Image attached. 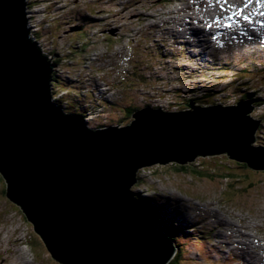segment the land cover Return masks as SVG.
I'll use <instances>...</instances> for the list:
<instances>
[{
    "label": "rangeland",
    "instance_id": "374dc122",
    "mask_svg": "<svg viewBox=\"0 0 264 264\" xmlns=\"http://www.w3.org/2000/svg\"><path fill=\"white\" fill-rule=\"evenodd\" d=\"M99 1L24 0L25 7H32L25 11L32 42L55 67L51 72L57 73L51 82L56 99L81 113L86 102L88 118L79 116L86 130H105L111 127L110 120L121 123L120 128L128 126L133 118L120 113L119 107L174 113L192 110L184 106L189 105L188 98L205 97V102L193 104L199 108L237 107V101L250 100L253 109L246 116L260 121L251 147L264 148V0H103L102 5ZM108 5L110 12L100 13ZM140 26L143 34L155 39L161 56L176 53L181 58L161 59L158 66V59L148 56L150 50L139 48ZM129 40L133 41L128 45ZM92 50L125 61L116 64L131 76L129 82L137 84L134 93L118 85L109 92L104 82L91 76L96 68H107L104 75L111 72L100 55H88ZM53 55L58 57L51 59ZM150 67L151 79L166 80L156 85V93L151 85L139 83L140 75L149 77ZM132 93L134 102H129ZM58 101L52 103L62 107ZM174 103L178 107L166 110ZM142 170V180L130 190L147 212L140 199L152 204L155 199L168 220L165 226L176 230L175 254L182 255H173L168 264H264V170L237 165L226 154ZM227 173L230 180H222ZM4 190L0 176V264H61L32 224L23 222L21 209L6 199Z\"/></svg>",
    "mask_w": 264,
    "mask_h": 264
},
{
    "label": "water",
    "instance_id": "95a60500",
    "mask_svg": "<svg viewBox=\"0 0 264 264\" xmlns=\"http://www.w3.org/2000/svg\"><path fill=\"white\" fill-rule=\"evenodd\" d=\"M28 32L24 0H0V176L6 199L57 262L168 264L175 246L130 190L144 167L226 154L264 170V148L251 147L260 121L246 116L249 100L145 108L123 128L86 130L50 104L51 66Z\"/></svg>",
    "mask_w": 264,
    "mask_h": 264
},
{
    "label": "trees",
    "instance_id": "16d2710c",
    "mask_svg": "<svg viewBox=\"0 0 264 264\" xmlns=\"http://www.w3.org/2000/svg\"><path fill=\"white\" fill-rule=\"evenodd\" d=\"M32 7H29V5H27V9H31ZM149 57H151V59H152V61H154V60H156V58L158 57H155V56H152V55H150L149 54ZM49 61V60H48ZM57 63V62H56ZM150 72V74H149V77L147 78V77H144L143 75H140V79H139V83L141 84H143L144 85V87L147 85V84H149V85H151V87H152V89H153V92H157V84H163V83H165L166 82V80L165 79H151V75H152V73H153V71H152V67H150V70H149ZM164 72V71H163ZM56 75H57V73H55V72H53L51 75H50V79H51V82H53V81H56ZM131 76H127V77H123V78H121L120 80H119V85H118V87H124L126 90H128V91H132L133 93H134V91L137 89V84L135 83V84H132V82H129L128 80H129V78H130ZM58 79V78H57ZM165 80V81H164ZM51 82H50V96H51V100L53 99V100H55V101H58L56 98H57V94L56 93H54V91L52 90V87H51ZM141 87V86H140ZM159 90V89H158ZM131 94V95H128L129 96V102H134V94ZM58 94H59V92H58ZM208 94V93H207ZM206 94V95H207ZM72 96H75V94H72ZM152 97H154V95H151ZM69 98V97H68ZM205 97H199V98H196V97H194V98H188V99H186L185 100V102H190V103H202V102H205L204 99ZM245 98H247V97H245ZM251 98V100L252 99H254L253 97H250ZM154 99V98H153ZM152 101V100H151ZM250 101V100H249ZM256 101H258L257 99H256ZM60 104H62V107H65V109H64V112L67 114V111H69V113L71 114V115H73L74 116V114L72 113L73 111H74V108L72 109L71 108V106L69 105V103H67V106H65V103H63L62 101H58ZM224 103V102H223ZM86 104V103H85ZM156 104V103H155ZM175 104V103H174ZM212 106V105H211ZM118 107V106H117ZM173 107H178L176 104L174 105V106H168V107H165L166 108V110H171ZM144 108H146V107H144ZM147 108H151V107H147ZM155 108V107H154ZM93 109V108H92ZM110 109H113V108H110ZM119 109H121V112H120V110H119V112L120 113H123V114H125L126 116H128V117H132V115L135 113V112H137V111H139V110H141V109H143V108H140L139 109V107L138 108H136L134 105H131V106H129V107H127V108H125V109H123V108H120L119 107ZM153 109V108H152ZM94 110V109H93ZM124 110V111H123ZM155 110H158V109H156L155 108ZM105 111H107V110H105ZM111 111V110H110ZM80 112V111H79ZM87 114L86 113H82V114H77L76 113V116H81L83 119H87L88 117L86 116ZM125 119H127L126 117H124ZM116 123V122H115ZM114 123V124H115ZM119 124H121V123H119ZM236 164L237 165H239L240 164V166H244V167H247L246 165H244V164H242V163H238V162H236ZM191 167H193V168H195L194 167V165H190ZM248 168V167H247ZM196 169V168H195ZM145 170H140L137 174H136V180H142V172H144ZM230 177H232V175H228V173L227 174H223V176H222V180L223 179H225V180H230L229 178ZM137 182V181H136ZM141 185H143V184H141ZM6 187V186H5ZM134 187H136V186H134ZM139 187V186H138ZM141 187V186H140ZM5 191V190H4ZM155 192V191H154ZM4 194H5V192H4ZM134 197H136V198H138L139 196L137 195V194H134ZM136 198H134V199H136ZM143 200L144 199H140V201L139 200H137V201H139V202H141V204H143L144 206H145V208L154 216V218H155V220L157 221V223L162 227V225L164 224V222H166L167 223V221L165 220V215H164V212L162 211V209H161V206H159L160 204H157V201L155 200V199H153V204L152 203H150V202H143ZM149 201V200H148ZM154 205V206H153ZM157 206V207H156ZM159 206V207H158ZM26 222L25 224H27V225H30V223L26 220V218H25V216H23V222ZM168 224V223H167ZM164 226H165V224H164ZM163 226V227H164ZM170 226V227H169ZM169 226H165V228H166V230H167V235H168V238L170 239V241H172L175 245V248L177 249V247H178V245H177V243H176V238H175V236H174V231H173V227L171 226V225H169ZM172 227V228H171ZM33 228V227H32ZM175 230V229H174ZM176 231V230H175ZM24 235V234H23ZM23 244H25V243H23ZM177 255V257L179 258L182 254H181V252L180 251H178L177 252V254H175V256ZM175 259V258H174ZM173 261V260H172ZM171 261V262H172ZM174 262V261H173Z\"/></svg>",
    "mask_w": 264,
    "mask_h": 264
},
{
    "label": "clouds",
    "instance_id": "9594fccd",
    "mask_svg": "<svg viewBox=\"0 0 264 264\" xmlns=\"http://www.w3.org/2000/svg\"><path fill=\"white\" fill-rule=\"evenodd\" d=\"M27 8V6L25 7V11L27 10L26 9ZM25 13H27V12H25ZM26 20V19H25ZM27 23H28V21L26 20V25H27ZM28 27V26H27ZM30 35V38H31V34H29ZM31 40H32V38H31ZM33 43V42H32ZM37 47V46H36ZM42 57H43V55H42ZM46 62H49V64H50V61H47L46 60ZM53 73V72H52ZM51 89V88H50ZM50 91V90H49ZM55 101V100H54ZM65 105H67V104H65ZM60 108H61V110H62V112L64 113V114H66L65 112H64V109H65V107H61V106H59ZM74 114V113H73ZM67 115V114H66Z\"/></svg>",
    "mask_w": 264,
    "mask_h": 264
},
{
    "label": "bare ground",
    "instance_id": "6f19581e",
    "mask_svg": "<svg viewBox=\"0 0 264 264\" xmlns=\"http://www.w3.org/2000/svg\"><path fill=\"white\" fill-rule=\"evenodd\" d=\"M247 2V1H246ZM229 7V6H228ZM203 16V15H202ZM51 74H52V72H51ZM196 90H197V87H196ZM263 93V92H262ZM237 103H239L238 101H237ZM50 104H53L52 103V101H50ZM55 105V107H59L58 105H56V104H54ZM208 107H212L211 105H208ZM207 107V108H208ZM227 106H224V107H221V108H226ZM204 109V108H203ZM67 115H71L70 113H67ZM139 172V170L137 171V173ZM136 173V174H137ZM134 187V186H133ZM134 195V194H133ZM20 243V242H19ZM21 243H23V242H21ZM24 264V263H23ZM26 264V263H25Z\"/></svg>",
    "mask_w": 264,
    "mask_h": 264
},
{
    "label": "snow or ice",
    "instance_id": "6c2138e0",
    "mask_svg": "<svg viewBox=\"0 0 264 264\" xmlns=\"http://www.w3.org/2000/svg\"><path fill=\"white\" fill-rule=\"evenodd\" d=\"M218 2H219V3H223V2H224V0H218Z\"/></svg>",
    "mask_w": 264,
    "mask_h": 264
}]
</instances>
